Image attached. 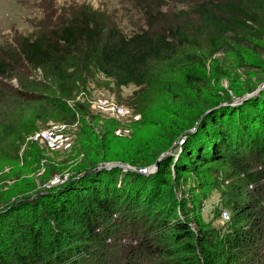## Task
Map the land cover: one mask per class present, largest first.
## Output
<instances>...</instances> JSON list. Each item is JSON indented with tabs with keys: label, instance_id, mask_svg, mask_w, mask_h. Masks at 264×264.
<instances>
[{
	"label": "trees",
	"instance_id": "16d2710c",
	"mask_svg": "<svg viewBox=\"0 0 264 264\" xmlns=\"http://www.w3.org/2000/svg\"><path fill=\"white\" fill-rule=\"evenodd\" d=\"M128 2L142 21L131 34L120 31L106 11L82 5L54 29L23 37L15 47H1L0 97L12 98L18 106L45 100L53 110L66 107L74 120L83 106L61 103L65 81L78 86L83 76L96 73L118 86L139 88L149 64L169 60L184 46L195 47L205 35H211L213 54L222 50L223 44L216 42L222 39L244 43L264 38L259 12H253L264 10V0ZM165 8L177 11L179 20H193L187 25L171 22ZM191 65L187 80L200 83ZM29 71L41 72L44 80L19 79L20 89L8 85L13 77H29ZM37 88L49 91L51 100ZM243 96L209 105L206 116L193 121L194 131L185 134L180 150L157 156L154 176L132 171L140 169L134 163L115 162L129 166L126 171L104 163L60 187L6 203L0 211V264H264V92ZM5 119L0 114L1 148L9 132ZM15 140L6 151L11 158H19L21 140ZM214 162L228 165L237 181L224 199L228 219L218 226L201 225L193 198L187 205L178 201L175 185L195 165ZM148 179L152 184L146 187Z\"/></svg>",
	"mask_w": 264,
	"mask_h": 264
},
{
	"label": "rangeland",
	"instance_id": "374dc122",
	"mask_svg": "<svg viewBox=\"0 0 264 264\" xmlns=\"http://www.w3.org/2000/svg\"><path fill=\"white\" fill-rule=\"evenodd\" d=\"M82 5L106 11L123 33L131 34L142 24L128 0H0V48L15 47L23 37H35L54 29ZM162 12L171 22L187 25L193 20L177 19V11L173 9L165 8ZM253 12H259V26H264V10ZM210 39L211 35H205L195 47L184 46L169 60L149 64L143 87L118 86L96 73L83 76L78 86L72 80L65 81L61 85L66 92L61 103L68 107L83 106L82 114L74 120L66 113V107L53 110L45 106V100H27L18 106L19 102L12 98L0 97V114L8 117L2 122L3 127L9 131L3 139V148L0 146V211L6 203L60 187L84 169L104 163H107L105 166L115 162L134 163L140 169L131 167L132 171L141 176H154L157 156L180 150L185 134L194 131L190 128L193 121L197 123L206 116L209 105L226 96L240 94L247 99L264 92V38L246 39L244 43L222 39L216 41L223 44L216 54L212 53ZM191 63L200 83L187 80L186 75L193 72ZM29 73V77L24 74L21 78L13 77L8 85L20 89L19 79L44 80L41 72ZM25 88L32 90L29 85ZM35 90L46 96L44 99L51 100L49 91ZM247 91L253 92L244 94ZM97 96L123 108L126 116L94 106L92 102ZM47 130L58 138V147L51 148L34 139ZM18 136L19 158H11L6 151L14 148L11 142ZM31 137L34 138L31 140ZM210 169L217 170L218 174H212ZM90 171L81 175L89 176L86 173ZM170 171L175 172L172 167ZM190 171L180 174L174 190L176 199L187 205L193 198L201 225H221L227 219L219 213L226 210V192L228 186L236 183L237 176L223 162L195 165ZM151 184L148 179L145 186ZM8 192L11 196L3 197ZM162 199L165 205L169 204L167 195ZM166 207L160 212L165 213Z\"/></svg>",
	"mask_w": 264,
	"mask_h": 264
},
{
	"label": "built area",
	"instance_id": "2783aa9c",
	"mask_svg": "<svg viewBox=\"0 0 264 264\" xmlns=\"http://www.w3.org/2000/svg\"><path fill=\"white\" fill-rule=\"evenodd\" d=\"M93 105L97 106L111 114H115L117 116H126V112L123 108H120L118 106H115L114 104L102 100V97L97 96L93 100ZM34 137H31V140ZM35 140H40L41 142H45L48 147L54 148L58 147L60 145L58 138L55 136V134L51 131H44L42 132L38 137L34 138ZM146 172L145 170H143ZM228 211L227 210H222L221 211V218L223 219H228Z\"/></svg>",
	"mask_w": 264,
	"mask_h": 264
},
{
	"label": "water",
	"instance_id": "95a60500",
	"mask_svg": "<svg viewBox=\"0 0 264 264\" xmlns=\"http://www.w3.org/2000/svg\"><path fill=\"white\" fill-rule=\"evenodd\" d=\"M107 166H110V168H111V167L118 166V167H120V168L129 169V166L122 165V164H108ZM157 167H158V164H157ZM97 172H98V169L93 170V171H90L89 173H86V174H93V173H97Z\"/></svg>",
	"mask_w": 264,
	"mask_h": 264
}]
</instances>
